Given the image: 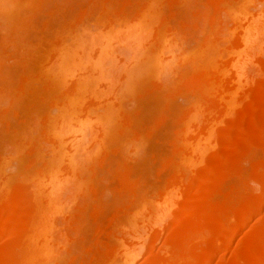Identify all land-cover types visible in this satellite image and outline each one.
<instances>
[{
  "label": "bare ground",
  "instance_id": "6f19581e",
  "mask_svg": "<svg viewBox=\"0 0 264 264\" xmlns=\"http://www.w3.org/2000/svg\"><path fill=\"white\" fill-rule=\"evenodd\" d=\"M18 1L21 7L16 4ZM207 1L201 4L203 9H191L187 14L185 9L183 12L187 13H182L180 7L188 5L190 0H83L76 9L77 17L63 18L60 22L65 23L60 25L57 21L60 18L56 16L58 27L55 25L54 29L48 21L34 27L32 21L37 12L32 14L33 18H17L14 22L11 19L12 26H5L6 32L0 35V77L3 75L0 97L8 96L11 102L7 107L11 103L16 105L13 104L15 98L23 100L29 92L33 95L35 82L43 84L46 94L40 93L42 97L39 98L45 99L43 113L46 111V114L42 119V108L34 105L37 108L32 111L37 115L30 113L33 115L31 121L36 117L42 119L39 123L34 121L37 123L32 125L36 124V128L30 127V120L23 115L26 123L22 120V124H26V131H29L18 133L14 151L20 155L19 161L26 151L25 156L29 157L35 171L25 173L30 175L26 179L24 176L16 189L8 187L10 176L4 173L12 162L10 157L13 156L8 153L12 146L7 148L8 152L5 150L7 154L0 153V264L62 263L72 249L68 228L74 225L75 239L85 241L83 235L91 217L99 237L96 235V239L90 240V254L84 264H134L149 244L152 245L151 252L148 251L150 255L142 264H264V214L249 226V219L264 208V0H244V4L254 3L250 5L254 11L250 7L243 9L244 6L237 11V4L242 0ZM47 2L49 0H0V17L22 6H26L29 13L31 8L41 12ZM64 2L47 7L48 12L65 11L69 4ZM169 2L171 14L177 20L175 23L168 20L166 4ZM14 13L6 20L15 17ZM88 18L93 24L96 22V28ZM192 33L199 34V38L195 37L198 41L195 38L194 41L203 51L197 52L208 53L203 57L195 52L202 57L201 62L194 58L191 50L192 57H189L183 46ZM226 50L232 55L229 62L223 61L222 54ZM162 51L167 52V59L162 58ZM11 61L19 69L15 80L14 77L10 80L14 73L10 77L6 73L9 80L4 78V65L12 64ZM42 62L45 64L41 65ZM185 67L191 69L190 75L182 73ZM162 74L161 88L184 95L188 106L178 126L173 115L167 114L164 118V123H171L174 134L169 137L164 132L166 139L160 137L165 139V144H170L167 155L163 157L159 153L164 158L160 162L165 160L164 189L158 191L161 198L157 201L154 196L155 203L152 199L149 205L155 206L150 207L147 202L152 188L151 191L145 188L144 178L140 182L137 173L123 168L121 173L126 181L122 184L124 189L120 187L124 191L119 190L123 196L118 198L113 193L110 203V208L116 210L109 220L116 221V228L107 230L103 240L100 234L104 233L103 225L108 218L100 213L105 205L99 206L103 199L99 200L102 193L95 182L99 165H109L107 172L115 173L120 163L113 165L115 158L112 156L122 153L125 157L122 144L127 140L125 133L122 143L115 126L119 119L124 118L126 123L133 120L125 110L124 101L130 98L127 96L145 75L159 77ZM43 80L48 83L46 81L45 85ZM40 81L42 83L38 84ZM34 99L30 102L36 103ZM47 109L53 116L56 112L55 116ZM7 111L0 110V126L8 120ZM139 134L142 136L140 132L134 135ZM115 137L120 139L115 141ZM134 146L131 150L138 153L139 147ZM120 148L123 150L118 154ZM258 149H262V154ZM113 166L114 172H111ZM154 182L156 188V182L160 184V181ZM147 183L152 185V182ZM85 194L98 201L93 205V212L88 214L85 204L89 205L84 201V206L83 203L79 205L73 214L71 209L75 208L76 200ZM124 206L131 207L130 210L136 207L137 214L136 209L131 213ZM175 206L178 207L176 212ZM20 207L22 212L18 213ZM126 210L137 217L134 219L129 214L132 220L128 223L126 217L127 226L122 223L124 220H118ZM171 214L175 218V230H169V223L166 224ZM241 230L239 244L230 250V242ZM164 232L165 240L159 244Z\"/></svg>",
  "mask_w": 264,
  "mask_h": 264
},
{
  "label": "rangeland",
  "instance_id": "374dc122",
  "mask_svg": "<svg viewBox=\"0 0 264 264\" xmlns=\"http://www.w3.org/2000/svg\"><path fill=\"white\" fill-rule=\"evenodd\" d=\"M56 1V2H55ZM64 1H67V4H69V7L67 8V9H65V11H57L58 13H56V12H48L49 10H48V8H50V7H52V5H53V7H54V5H57V6H59L58 4H62V3H66V2H64ZM81 3H80V2ZM197 1V2H196ZM207 0H190V5H189V3H188V5H185V6H182V8L180 7V10L182 11V13H187V14H189V12H190V10L192 9V10H195V9H203L204 8V6L203 5H205V4H207V2L209 3V1H207ZM235 1V0H234ZM237 1V0H236ZM256 1V0H255ZM19 2L20 1H18V3H16V4H18L19 5ZM58 2V3H57ZM77 2V3H76ZM82 2H83V0L81 1V0H49V2H47L46 3V5L45 6H47L46 8H43L42 10H40L41 12H39V11H35V8H34V10H33V8H31L30 10H31V12L33 11H35L34 13L32 12H28L29 10L28 9H25L26 8V6H22V9L21 8H19L18 9V6H17V9L18 10H16V11H13V9H12V11L13 12H11V14L12 13H14V12H16V15H14L15 17H13V18H10V21L9 20H6L7 19V17H9L10 15H7V16H4V13H2L3 14V16L1 15V17H0V35H2V34H4L3 32H6V30L7 29H5L6 27L8 28V26L10 27V25L12 26V20H13V22L17 19V18H19V19H27L26 17L28 16V17H30L31 16V18H33L32 16V14H35L36 12L38 13V15H37V13L34 15V21H32V22H35V23H32V25L34 26V24H35V26L34 27H36V25L37 24H39V26L41 25V23H44L45 21H48L51 25H52V28L54 27V28H56V26L58 27V22H56V20L58 19V18H60V19H58L57 21H61V20H64L66 17L67 18H70L69 20H72L73 19V17H74V15H75V17H77L76 15H77V13H76V9H77V7H78V5L79 4H82ZM191 2H193V3H191ZM237 2H239V1H237ZM241 3H235V5H233V6H236V4H237V9H236V7H235V9L238 11V9L240 10V9H245V8H249L250 7V5H253L254 3H247V2H245L246 4H244V0H242V1H240ZM242 2H243V4H242ZM202 3H204L203 5H201ZM233 4H234V2H233ZM240 4V5H239ZM21 5V4H20ZM19 5V6H20ZM23 5V4H22ZM63 5H65L66 6V4H63ZM72 5H73V7H72ZM171 4H170V2L168 3V4H166V11H167V13H168V17L170 18V19H168V20H170V22L171 23H175V22H177V20L175 19V17L174 16H172V14H171V7H172V5L170 6ZM194 5V6H193ZM201 5V6H200ZM240 6V8H238L239 6ZM246 5V6H245ZM248 5V6H247ZM57 6H55V8L57 7ZM188 6H190V7H188ZM242 6H244V7H242ZM16 7V6H15ZM21 7V6H20ZM25 7V8H24ZM187 7V8H186ZM198 7V8H197ZM242 7V8H241ZM252 7V6H251ZM250 7V9H252ZM28 8V7H27ZM188 8H189V10H188ZM52 9V8H51ZM183 9H185L186 11L185 12H183ZM249 9V10H250ZM22 10V11H21ZM44 10V11H43ZM8 11V10H7ZM68 11V12H67ZM72 11V12H71ZM251 11H254V9H252ZM3 12V11H2ZM6 12V11H5ZM17 12H19V13H17ZM24 12V13H23ZM26 12V13H25ZM27 12L29 13L28 15H25V14H27ZM49 14H48V13ZM60 12H61V14H62V16H61V14H60ZM240 12V11H239ZM22 13V14H21ZM41 13H42V15H44V16H42L41 15ZM44 13V14H43ZM45 13H46V15H45ZM72 13V14H71ZM7 14V13H6ZM20 16H19V15ZM53 14H55V15H53ZM67 14H69V15H67ZM186 15V14H185ZM22 16V17H21ZM38 16V17H37ZM54 16H55V18H54ZM56 16H57V19H56ZM70 16V17H69ZM73 16V17H72ZM3 17V18H2ZM11 17V16H10ZM25 17V18H24ZM40 17V18H39ZM72 17V18H71ZM74 17V18H75ZM167 17V18H168ZM38 20H37V19ZM50 18V19H49ZM64 18V19H63ZM67 18L65 19V20H67ZM95 18V17H94ZM12 19V20H11ZM52 19V20H51ZM89 19V18H88ZM90 19H93V17H90ZM88 20L89 22H92L93 20ZM173 19H175V20H173ZM18 20V19H17ZM33 20V19H32ZM55 20V21H54ZM68 20V21H69ZM38 21V22H37ZM68 21H66V22H68ZM40 22V23H39ZM9 23V24H8ZM12 23V24H11ZM63 23H65V21L64 22H60L59 24L60 25H62ZM88 23V22H87ZM7 24V25H6ZM90 24H93V22L92 23H90ZM56 25V26H55ZM59 25V26H60ZM93 25H95L94 27L96 28V22H95V24H93ZM93 25H91V27L93 28ZM4 26V27H3ZM6 26V27H5ZM38 26V25H37ZM99 26V28H100V25H98ZM105 27H107V25H105ZM5 29V30H2V29ZM39 28V27H38ZM53 28V29H54ZM101 28H102V26H101ZM104 28V27H103ZM52 31V30H51ZM1 32H2V34H1ZM166 32V31H165ZM190 32V31H189ZM192 32H195L194 30H192ZM191 34V33H190ZM193 34H196V33H192V35ZM30 35V34H29ZM33 35V34H32ZM165 35L166 36H168L169 34L168 33H165ZM188 35V37H186V40L184 41V48L188 51V54L190 55L189 57H192L191 56V53L193 52L194 54H195V56H194V58H196V59H198V61H200L201 59H202V57H199L200 55H202L203 57H205L207 54H205L204 55V53L203 54H200V53H198L199 51H200V49H201V46L199 47L198 46V43H196V40L194 41V38L195 37H198V35L197 36H195V35ZM30 37H31V35H30ZM190 37V38H189ZM187 38H189V39H187ZM199 38V37H198ZM198 38H195V39H197V41H198ZM192 39V40H191ZM235 40H236V36L234 37V39L232 38V41H230V44L232 45V43L231 42H235ZM10 41V40H9ZM12 41V40H11ZM10 41V42H11ZM187 41V42H186ZM13 42V41H12ZM11 45H12V43H10ZM234 44V43H233ZM7 45H8V43H7ZM11 47V46H10ZM10 47H9V49H10ZM190 47V48H189ZM198 47V48H197ZM199 49V50H198ZM189 50H191V51H189ZM196 50V51H195ZM198 51V52H197ZM203 51V50H202ZM202 51H200V52H202ZM9 52V51H8ZM165 52V53H164ZM162 51V58L163 59H167L166 57L168 56H166L165 57V55H166V51ZM191 52V53H190ZM195 52H197L198 54H200L199 56H198V54L197 53H195ZM11 53V52H10ZM10 53H8V58H10L9 57V55H11ZM164 54V55H163ZM194 54H192V55H194ZM48 57H47V61H48V59H49V55H47ZM222 56H223V61H228L229 62V60H230V58L232 57V55H231V53H229V51H224L223 52V54H222ZM165 57V58H164ZM198 57V58H197ZM200 58V59H199ZM195 59V60H196ZM45 60V61H46ZM197 61V60H196ZM9 62H10V60H9ZM9 62H7V63H9ZM12 62V61H11ZM201 62V61H200ZM47 63V62H46ZM45 64V62H42V64L41 65H44ZM227 64V63H226ZM11 65V67H9ZM10 65H8V64H6V65H4L5 66V68H4V70H3V73L6 75V73H8L7 75L10 77V75H12V73H14L13 74V76H11L10 77V80L12 79V77H14V80H15V78L17 79V72H16V70L18 69V66H16V65H13V62H12V64H10ZM8 66V67H7ZM15 66V67H14ZM9 68V69H8ZM11 68V69H10ZM12 68H15V69H12ZM189 68V67H188ZM188 68H184L183 70H182V73L184 74V76H186V74H188L189 72H191V69H189V70H187ZM6 69H7V71H6ZM18 71H19V69H18ZM164 74V73H163ZM163 74L162 75H160L159 77L157 76V77H155V76H151V75H145L143 78H142V80H141V85H139L138 84V86H136L137 88H135L134 90H133V92H134V94H130V95H128L127 97L129 98V96H130V100L129 99H127V101H124L125 102V104H126V106L124 105V107H125V110H127L128 112H129V117L132 119V117H133V120H134V122H133V120H131L133 123H130V122H127L126 123V121L124 120V118H122L121 116V118L122 119H119V122H118V120L116 121V122H118L116 125H117V127L115 126V128L117 129V134L119 135H117L118 137H122L121 138V140L122 139H124V137H125V133H127L126 135H127V140H126V142L125 143H127V141L130 143H128V144H126V146L128 145V149H127V147L125 146V143H124V141L122 142V143H124V145L122 144V143H120V145L122 144V146H124L128 151H126V149L125 148H123L122 146V148L124 149V155H125V157L123 156V154L121 153V151L123 150H121V148H120V151L118 152V154H120L121 153V155H116V157L113 155L112 157H114L115 158V160H114V158H112L114 161H115V163L113 164V162L114 161H112V164L113 165H117L118 166V164L120 163V165H119V167L120 166H123V167H115V173H112V175H110L109 174V172H107V171H109L110 170V167H109V165L108 166H106V167H109V169H107L106 167H105V165H102L101 166V164L99 165L100 166V168H99V173H97V174H99L98 175V178H96L95 180V182H97L96 183V185H97V187H98V190H100L99 191V193H102V194H100L99 195V200L100 199H103V200H100L101 202H103V203H99V206L100 205H105L104 206V208H102L101 206V208H102V211H101V209H100V213H102V215L104 214V217H106V219L108 218V220H109V218H111V214L112 213H114V211L116 210V209H112V208H110V207H112L111 205L112 204H110L111 202H112V198L114 197V195L115 196H117L118 198H119V196L120 195H122L123 196V193H121L122 191H124V190H121L120 189V187L122 188L123 186H122V184H123V182L124 181H126L125 180V178H124V176H123V173H121V171L123 170V168H128V171L130 170L131 172H129V173H132V174H135V173H137V174H135V175H137L136 177L137 178H139V180H140V182H141V180H142V178H144L145 179V183L144 184H146L145 185V188H147V189H150V188H152V190L153 191H151V189H150V191L151 192H149V193H151V194H148V195H150L149 197H151V198H149L148 199V205H149V203H150V201L151 202H153L154 201V198H155V200H157L158 201V199L160 200V196L158 195V191H161L162 190V188L164 189V181H163V179H164V177H163V174L164 173H162L163 171H164V168H163V164H164V166H165V160H164V162H160V161H162L163 159H162V157H160L161 155H163V157H164V154H168V149H169V145L170 144H165V143H167L166 141L164 142V140L166 139V136H165V134H168V136L170 137V136H172L171 134H174L173 133V128L170 126L171 125V123H164V122H166V121H164V118L166 117L165 115H167V114H171V115H173V117H175L176 118V120L178 121V123H177V125L176 126H178V124H179V118H181V115L182 114H184V112H183V110H186L185 108L188 106V102H187V100H185V96L184 95H179V94H176V92H174L173 93V91H172V93H170V92H168V91H165V90H163L162 88H161V84H162V78H161V76H163ZM5 75H4V78L6 79H8V76L6 75V77H5ZM15 75V76H14ZM189 75H190V73H189ZM259 75V74H258ZM257 75V76H258ZM3 76V75H2ZM1 76V77H2ZM260 76V75H259ZM1 77H0V79H1ZM164 77V76H163ZM3 78V79H4ZM146 78V79H145ZM258 78V77H257ZM2 79V80H3ZM157 79V80H156ZM227 79H229V78H227ZM9 80V79H8ZM13 80V79H12ZM49 80V79H48ZM1 81V80H0ZM42 81V80H41ZM38 82V84L39 83H42V82ZM44 81V84L46 85L47 83H48V81H47V83H45L46 81L45 80H43ZM4 82V81H3ZM14 82V81H13ZM2 83V82H1ZM0 83V84H1ZM36 83V84H35ZM34 84H33V87L35 88L34 89V91H32V89H33V87L31 86V91H32V93H33V95H31V93L29 92L28 94H30V95H26V96H28V97H26V98H24L25 99V101L27 100V101H31V99L33 98H35L36 99V103L35 102H30V104H29V102H24V99L22 100V98H21V100L23 101H21L20 100V97L19 98H15L16 100L14 101V103L13 104H16V105H12V103H11V105H9V106H11V107H7V105L8 104H10V103H8V102H11V101H9V100H7V97L5 98V96L4 97H0V110H2V108L3 109H5V110H8L7 112L9 113V118L7 117L6 118V120H7V122H5L4 124L2 123V125L0 126V150H1V154H3V153H5V154H7V152L10 150L11 151V149L10 148H12L13 150H12V152H8L10 155L12 154V156L13 157H10V160H12V162L11 163H9L8 164V166H7V168L6 169H4V170H7L6 172H4V173H6V174H8L7 176H10V182L8 183L7 182V184H8V187L10 186V189H14L15 188V186H16V184L18 185V184H20L19 182H23V178H24V176H25V179H26V176L28 177V175H30L31 174V172L32 173H34V171H35V169L34 168H32L31 166H32V164H30V162H29V157L27 158V156H25L26 155V151H23V153H25L23 156H24V158H23V156H22V158L23 159H21L20 161L19 160H17V159H19L20 157V155H18V154H16L17 152H15L14 150H15V144H17L16 142L18 141V139H19V134L18 133H23V131L24 132H27V131H29L28 129H27V131H26V128H25V125L24 124H22L25 120H23V119H25V118H27L28 120H30L29 121V123L31 124H29L28 122H27V125L29 124L30 125V127L31 126H33V128H36L37 126H36V124H35V127H34V125H32V124H34V123H37V122H34V121H38V123L39 122H41L42 121V119H43V117H44V114H46V111H45V113H43L44 112V108H45V106L43 105V101H45V99L42 101L41 99L42 98H39V97H42V96H39V95H41L42 93L45 95L46 94V90H45V86H43V84H39V85H37V82H35ZM36 85V86H35ZM41 85V86H40ZM139 87V88H138ZM39 88V89H38ZM38 89V90H37ZM43 92H42V91ZM137 92H136V91ZM162 91V92H160V91ZM40 91V92H39ZM163 91H165V92H163ZM34 92H36V94H37V96H36V94L34 93ZM41 93V94H40ZM162 93V94H161ZM35 95V97H32V96H34ZM43 95V96H44ZM132 95H134V96H132ZM14 96H16V93L14 94ZM29 97H31V99H29ZM37 97L39 98V100H37ZM4 98V99H3ZM6 99V100H5ZM34 99V100H35ZM131 99H133V100H131ZM5 100V101H4ZM19 100V101H18ZM42 101V102H41ZM130 101V102H129ZM246 101V100H245ZM5 102V103H4ZM20 102V103H19ZM129 102V103H128ZM2 103V104H1ZM23 103H24V105H23ZM32 103H34V104H32ZM17 104H19V105H17ZM31 104L34 106V105H37L40 109H41V112L42 113H40V117L42 118L41 120H39V117L37 118H35V120H32L31 121V118L33 117V115H31L30 113H32V114H34V110H36V108L37 107H33L32 106V108L31 109H29L30 107H31ZM49 103H47V105H48ZM5 105V106H4ZM43 105V106H42ZM13 106V107H12ZM15 106V107H14ZM51 106V105H50ZM48 107L49 109L50 108H52V106L51 107ZM6 107H7V109H6ZM29 107V108H28ZM237 107V106H236ZM240 107H241V105H240ZM22 108V109H21ZM47 108V107H46ZM18 109V110H17ZM25 109V110H24ZM29 109V110H28ZM40 109H39V112H40ZM237 110L239 109V108H236ZM17 110V111H16ZM32 112H31V111ZM48 110V109H47ZM12 111V112H11ZM21 111V112H20ZM49 111V110H48ZM51 111V110H50ZM49 111V112H50ZM53 111H56V110H54L53 109ZM132 111V112H131ZM12 113V114H11ZM19 113H20V115H19ZM27 114V115H26ZM30 114V115H29ZM42 114V115H41ZM50 114L52 115V112H50ZM49 114V115H50ZM55 114H56V112L54 113V116H55ZM23 115H25V118H23ZM29 115V116H28ZM35 115V114H34ZM37 115V114H36ZM35 115V116H36ZM32 116V117H31ZM53 116V115H52ZM53 116V117H54ZM183 116V115H182ZM30 119H29V118ZM119 117V118H120ZM10 118H12V119H10ZM137 118H138V120H137ZM22 120H23V122H22ZM27 120V121H28ZM123 121V122H122ZM138 121V122H137ZM32 122V123H31ZM176 122V121H175ZM19 123H21V124H19ZM24 123H26V122H24ZM9 124V125H8ZM131 124H133V125H131ZM169 125V126H167L169 129H170V131H169V129H167V127H166V125ZM11 125V126H10ZM28 125V126H29ZM9 126V127H8ZM38 126H39V124H38ZM164 126H165V128H164ZM9 129H8V128ZM16 127V128H15ZM29 127V128H30ZM136 127V128H135ZM172 128V130H171V128ZM20 128H21V130H22V132H21V130H20ZM133 130V129H137V132H132L131 130ZM4 129V130H3ZM115 129V130H116ZM19 130V131H18ZM31 130V129H30ZM114 130V131H115ZM163 130H165V131H163ZM167 130V131H166ZM17 132V136H15V133ZM33 131H36V129L34 130L33 129ZM124 131V134L122 133ZM126 131V132H125ZM134 131V130H133ZM172 131V132H171ZM141 133L142 134V136H140V134L138 135V136H136V135H134V134H138V133ZM165 132V134H163ZM169 132V133H168ZM171 132V133H170ZM34 133V132H33ZM123 134V135H120V134ZM134 133V134H133ZM128 134H130V135H128ZM170 134V135H169ZM21 135V134H20ZM161 135V136H160ZM115 136H116V134H115ZM165 136V137H164ZM17 137V138H16ZM21 137V136H20ZM136 137H139V138H141V139H139V138H136ZM160 137H164L165 139L163 140L162 138H160ZM116 138L117 137H115L114 139H115V141H116ZM120 138H117V139H120ZM144 138V139H143ZM15 139V140H14ZM137 139H139V140H141V141H139V140H137ZM13 140L15 141V142H13ZM17 140V141H16ZM125 140V139H124ZM163 140V141H162ZM167 140H168V138H167ZM10 141H11V144L12 145H10ZM118 141V140H117ZM120 141V140H119ZM131 141V142H130ZM137 141H139L140 142V146H139V142L137 143ZM5 142V143H4ZM121 142V141H120ZM169 143V142H168ZM14 144V145H13ZM119 145V146H120ZM134 146V145H136L137 147H139L138 148V153L136 152V153H133V151L131 150V146ZM10 146H12V147H10ZM136 146H134V147H136ZM10 147V148H9ZM17 147V146H16ZM131 147V148H130ZM133 147V148H134ZM216 147V146H215ZM7 148H9L8 149V151H7ZM165 148V149H164ZM16 149H18V148H16ZM136 149L137 148H135V151H136ZM164 150V151H166V152H164V151H162V150ZM5 150L7 151V152H5ZM134 150V149H133ZM161 150V151H160ZM126 151V152H125ZM132 151V153L134 154V156H133V154H130V156H128L129 155V152H131ZM160 151V152H159ZM262 149H258L257 150V152L258 153H260V154H262ZM142 152V153H141ZM14 153L16 154V155H18V156H16V158H15V155H14ZM21 152H19V154H20ZM127 153V154H126ZM159 153H160V156H159ZM169 153H170V151H169ZM117 154V153H116ZM28 155V154H27ZM119 157V159H118V157ZM124 158H123V157ZM19 157V158H18ZM121 157L124 159H121ZM135 157V158H134ZM138 157V158H137ZM158 157H159V159H158ZM12 158V159H11ZM15 160H14V159ZM116 158H117V160H120V162H118L117 160H116ZM161 158V159H160ZM166 158V157H165ZM133 159H135V160H133ZM137 159V160H136ZM25 160V161H24ZM28 160V161H27ZM124 161V162H123ZM125 161H126V163H125ZM129 161H131V162H129ZM10 162V161H9ZM19 162V163H18ZM129 165H128V164ZM106 164V163H105ZM112 164H111V166H112ZM202 164V163H201ZM30 165V166H29ZM132 165V166H131ZM98 166V167H99ZM129 166V167H128ZM17 167H18V169H17ZM103 167V168H102ZM132 167V168H131ZM9 168V169H8ZM32 168V169H31ZM118 168L119 169H121L119 172H117L118 171ZM131 168V169H130ZM29 169V170H28ZM34 169V170H33ZM134 169V170H133ZM28 171V172H24V171ZM31 170H33V171H31ZM112 170L113 171H111V172H114V166L112 167ZM127 170V169H126ZM97 171H98V169H97ZM125 171V170H124ZM135 171V172H134ZM24 172V173H23ZM105 172L106 173H108V174H105ZM134 172V173H133ZM25 173H30V174H26L25 175ZM119 173L121 174L120 175V177H119ZM23 174V175H22ZM143 174L144 175H146V176H143ZM159 174V175H158ZM115 175V176H114ZM123 176V178H124V180L121 178ZM99 177H100V179H99ZM110 177V178H109ZM112 177V178H111ZM115 177V178H114ZM156 177V178H155ZM162 177V178H161ZM148 180H147V179ZM24 179V180H25ZM158 179V180H157ZM160 179V180H159ZM21 180V181H20ZM106 180V181H105ZM110 180V181H109ZM28 181V180H27ZM108 181V182H107ZM144 181V180H143ZM154 181H160V184H159V182H156V188L154 187V185H155V182ZM163 181V182H162ZM147 182H152L151 184L152 185H149L148 186V184L149 183H147ZM154 182V183H153ZM163 184H162V183ZM101 183V184H100ZM116 184H118V185H116ZM126 184V183H125ZM153 186V187H152ZM162 186V187H161ZM114 187V188H113ZM142 187H144V185L142 186ZM16 188H17V186H16ZM15 188V189H16ZM100 188V189H99ZM102 189V190H101ZM105 189V190H104ZM123 189H124V187H123ZM155 189V190H154ZM119 190H121V192L119 191ZM107 191V192H106ZM120 192V194H119V192ZM111 194H110V193ZM115 192H118L117 194H115ZM113 193H114V195H113ZM85 196V197H84ZM84 196H80L81 198H78L77 200H76V205H75V208H73V209H71V212L74 214L75 212H76V210H77V207L79 206V205H81L82 203H83V206H84V204H85V202L86 203H88V205H89V207L88 206H86L87 204H85V207H86V209H87V211H88V214H90V213H92L93 212V208H95L93 205L95 204V205H97V202L94 200V198H92L91 197V195H89V194H85ZM102 196V197H101ZM155 196V197H154ZM157 196H159L158 198H157ZM110 197V198H109ZM121 197V196H120ZM153 197V198H152ZM85 198H90V200H92V202L90 201V200H88V199H85ZM105 198V199H104ZM116 198V197H115ZM114 199V198H113ZM152 199H153V201H152ZM94 200V201H93ZM98 200V199H97ZM85 201V202H84ZM89 201V202H88ZM106 201V202H105ZM95 202V203H94ZM105 202V203H104ZM109 202V203H108ZM118 202H121V198H120V201H118ZM79 203V204H78ZM115 203V202H114ZM154 203H155V201H154ZM153 203V204H154ZM74 204H75V202L73 203V205L72 206H74ZM108 204V205H107ZM92 205V206H91ZM118 205V204H117ZM91 206V207H90ZM98 206V207H99ZM107 206V207H106ZM113 206L115 207L116 206V203L115 204H113ZM121 206V205H120ZM150 207L151 206H155V204L154 205H152V203H151V205H149ZM99 207V208H100ZM118 207H119V205H118ZM125 207V206H124ZM127 207V206H126ZM125 207V208H126ZM129 207V206H128ZM147 207V206H146ZM149 207V208H150ZM264 207V206H263ZM22 207H20L19 208V210H18V213H21L22 212V209H21ZM72 208V207H71ZM78 208H80V206L78 207ZM108 208V209H107ZM125 208H124V210H125ZM134 207H132V209H133ZM177 208L178 207H176L175 206V212H176V210H177ZM123 209V208H122ZM126 209H129L128 211H130L131 213H132V211L134 210V209H136L135 210V215L137 214L136 213V211L138 212V209L135 207L133 210H130L131 209V207H129V208H126ZM79 210V209H78ZM174 210V209H173ZM106 211H107V213H106ZM127 210L125 211V212H123V214L122 215H118L119 216V218L120 219H118V220H124L122 223H125V225H126V223H127V221L129 220H132V218H130V216L132 215L130 212H128ZM127 212H128V215H127ZM134 212V211H133ZM174 212V213H175ZM108 213H110V216H109V214ZM173 213V214H174ZM129 214H130V216H129ZM173 214H171L170 216L171 217H169V219H168V222L166 223V224H168L169 223V226H168V228H169V230H170V228H171V230H173L174 229V227H175V229H176V225H174V220H175V218H173L174 217V215ZM264 214V208H262L261 210H258L256 213H255V215L254 216H252V218L251 219H249V220H251V221H249V223H250V225H249V223H248V225L249 226H251L252 225V223L253 222H255V221H257V219H259L262 215ZM106 215H108V216H106ZM134 214L132 215L133 216V218H134V216H135ZM173 215V216H172ZM176 215V214H175ZM128 216V219H127V221H126V217ZM102 218H103V216H101ZM125 218V219H124ZM135 218H137V217H135ZM134 218V219H135ZM174 219V220H173ZM103 220H105V218L104 219H102V222H103ZM106 221L105 220V222H106V225H103V227H104V229H103V234L101 233L100 235H102L103 236V240H105V237H107V235H104L106 232H108V231H110V230H114L115 228H116V225L114 226V223H116V221H114V222H112V220H109V221ZM129 221H128V223H129ZM105 222L103 223V224H105ZM110 222H112L111 224H110ZM121 222V221H120ZM88 226H87V228H86V230L87 231H85V234L83 235L84 236V239H85V241H83V240H81L80 238L79 239H75V237L73 236V231L75 230L74 228V225L72 226V228L70 229V228H68V233H69V235H70V238H71V242H70V244H72L71 245V250L69 251L70 253H68L67 254V257H66V259L64 258V260L65 261H63L62 263H60V264H84V262H85V260L86 259H88V255L90 254V250H89V246H90V240H94V239H96L97 237H99L98 235V233H97V228H96V225H95V220L94 219H92V217L89 219V221H88ZM113 224V225H112ZM117 224V223H116ZM255 223H253V225H254ZM109 225V226H108ZM129 225V224H128ZM124 226V225H123ZM127 226V225H126ZM247 226V225H246ZM248 226V227H249ZM113 227H115V228H113ZM121 227V226H120ZM112 228V229H111ZM127 228V227H126ZM89 229V230H88ZM93 229V230H92ZM174 229V230H175ZM69 230H71V231H69ZM106 230V231H105ZM108 230V231H107ZM166 231H167V229H166ZM242 231V232H241ZM236 236H235V238H234V240H232L231 242H230V244H232V245H230V250L233 248V247H235L236 245H238L239 244V242H240V237H241V235L243 234V230H241ZM240 234V235H239ZM96 235H97V237H96ZM165 232H164V236L162 235V237L160 238V240H159V244L160 243H162V242H164V240H165ZM76 238H77V236H76ZM101 238V237H100ZM109 238V237H108ZM238 238H239V240H238ZM109 240V239H108ZM113 240V239H112ZM88 242V244H87V242ZM237 241H238V243H237ZM2 243V242H1ZM87 244V245H86ZM80 245V246H79ZM1 247H3V246H1ZM152 248V245L151 244H149V246H147V248L146 249H144L142 252H141V254H139V256L137 257V259H136V261L134 262V264H142L144 261H145V259L146 258H148L149 256L148 255H150L149 253L151 252V248ZM237 247V246H236ZM89 250V251H88ZM148 251H149V253H148ZM146 254V255H145ZM142 262V263H141Z\"/></svg>",
  "mask_w": 264,
  "mask_h": 264
}]
</instances>
